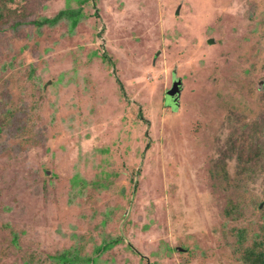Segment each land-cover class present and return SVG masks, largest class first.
<instances>
[{"label": "rangeland", "instance_id": "obj_1", "mask_svg": "<svg viewBox=\"0 0 264 264\" xmlns=\"http://www.w3.org/2000/svg\"><path fill=\"white\" fill-rule=\"evenodd\" d=\"M80 1L0 0V264H248L264 0Z\"/></svg>", "mask_w": 264, "mask_h": 264}, {"label": "trees", "instance_id": "obj_2", "mask_svg": "<svg viewBox=\"0 0 264 264\" xmlns=\"http://www.w3.org/2000/svg\"><path fill=\"white\" fill-rule=\"evenodd\" d=\"M79 4L85 3L84 0L78 2ZM2 18V15L0 14V19ZM82 18V9L78 7L77 9H70L66 7L63 10L58 11L52 18H42L39 21L33 22V25L36 27H41L44 25L47 26H54L57 22L61 21L62 19L70 21L71 27H75L79 20ZM15 25H18L15 23ZM141 117V115H140ZM148 148V146H146ZM86 183L83 180H76L73 183V186L78 189V192L84 188ZM80 194V193H79ZM121 243V239L118 238H111L109 241H103L100 246H97L95 250L93 251L94 254L97 253H103L106 252L108 249L113 248L115 245ZM264 250V240L258 243V245L252 246V249L247 250L245 257L248 264H264V251L261 252L260 250H257V247H259ZM57 264H75L80 259H82L83 262H86L87 264H95L96 258L88 257L85 259L78 256V254L75 252H71L69 250L64 251L61 256L59 255L57 258Z\"/></svg>", "mask_w": 264, "mask_h": 264}, {"label": "water", "instance_id": "obj_3", "mask_svg": "<svg viewBox=\"0 0 264 264\" xmlns=\"http://www.w3.org/2000/svg\"><path fill=\"white\" fill-rule=\"evenodd\" d=\"M177 85L178 84L175 82L172 89L165 93V98L167 103H170L171 97L177 92Z\"/></svg>", "mask_w": 264, "mask_h": 264}, {"label": "flooded vegetation", "instance_id": "obj_4", "mask_svg": "<svg viewBox=\"0 0 264 264\" xmlns=\"http://www.w3.org/2000/svg\"><path fill=\"white\" fill-rule=\"evenodd\" d=\"M173 97H174V95L171 97V100H173ZM171 100H170V103L172 104V103H173V101H171Z\"/></svg>", "mask_w": 264, "mask_h": 264}]
</instances>
